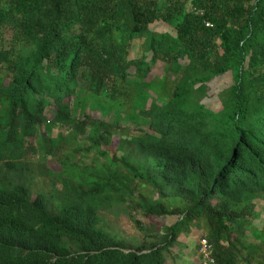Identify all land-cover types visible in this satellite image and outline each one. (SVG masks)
Listing matches in <instances>:
<instances>
[{"label":"trees","instance_id":"trees-1","mask_svg":"<svg viewBox=\"0 0 264 264\" xmlns=\"http://www.w3.org/2000/svg\"><path fill=\"white\" fill-rule=\"evenodd\" d=\"M159 1L0 0V264H264V0Z\"/></svg>","mask_w":264,"mask_h":264},{"label":"rangeland","instance_id":"rangeland-1","mask_svg":"<svg viewBox=\"0 0 264 264\" xmlns=\"http://www.w3.org/2000/svg\"><path fill=\"white\" fill-rule=\"evenodd\" d=\"M244 2V1H242ZM164 2L159 1L158 4V10L162 11L164 8ZM162 65L157 64L154 67H152L148 78L153 77H160L162 75ZM228 78H221L219 80H214L211 84V88L209 91V95L211 96L210 102H215V92L217 89H221L223 84H226L228 82ZM226 82V83H225ZM54 111L52 108H47L44 112L45 116L48 118H52ZM88 114L93 115L96 118H100L98 112H89ZM112 115L108 116V120H111ZM128 125L130 124H124ZM43 129H41V132ZM59 132L58 129H54L51 132V136H55ZM61 133L64 132V130L60 131ZM116 145V139L112 141V146ZM91 155L89 157L84 158V161L89 163L91 161ZM48 166L51 167L53 170L59 171L60 167L59 165L49 160L47 161ZM132 216L135 220H138L141 225L146 229H154L160 231V229L164 226L168 227L175 223L176 218L175 217H154V216H145L141 213V211H133ZM102 218L104 220V223L106 227L119 239L123 240L128 245L132 244L135 245L138 241H140L141 236L140 233L135 228V225L133 222L129 219L126 213L119 210H111L108 212H102L101 213ZM201 232L197 233L196 231H190L187 235H180L176 241V244H174L168 252H164L165 256V263L164 264H200V255L198 252V240L201 238Z\"/></svg>","mask_w":264,"mask_h":264},{"label":"built area","instance_id":"built-area-1","mask_svg":"<svg viewBox=\"0 0 264 264\" xmlns=\"http://www.w3.org/2000/svg\"><path fill=\"white\" fill-rule=\"evenodd\" d=\"M199 255L202 257L201 264H214L213 260L209 257V247L204 241L200 242Z\"/></svg>","mask_w":264,"mask_h":264}]
</instances>
